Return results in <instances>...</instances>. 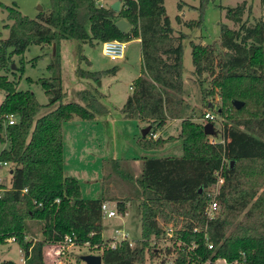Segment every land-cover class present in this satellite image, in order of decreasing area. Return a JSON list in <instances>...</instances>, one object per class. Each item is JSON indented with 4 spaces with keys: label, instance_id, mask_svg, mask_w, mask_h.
<instances>
[{
    "label": "trees",
    "instance_id": "trees-1",
    "mask_svg": "<svg viewBox=\"0 0 264 264\" xmlns=\"http://www.w3.org/2000/svg\"><path fill=\"white\" fill-rule=\"evenodd\" d=\"M206 1L200 0L199 7L193 9L201 12ZM120 2V10L115 12L109 5L97 4V0H50L49 10L35 19L23 15L14 4L5 6L11 23L5 25L8 36L0 40V70L10 68L11 57L32 44L54 45V55L47 65L50 74L39 83L48 98L46 106L58 105L36 118L43 105L34 93L16 90V84L0 74V93L4 94L0 133H5L0 141L6 144L0 150V162L11 164L8 183L0 181V243L14 237L23 249L25 264H44L45 242L62 243L65 235L72 237L74 245L101 246L100 207L104 201H114L117 211L125 213L130 199L105 192L97 198H84L79 180L64 175V123L73 118L92 120L107 109L93 85L77 92L80 102H62L59 48L61 41L68 39L79 42L81 53V44L139 38L142 75L134 80L119 111L125 119L145 121L150 126L138 140L141 148L156 150L168 140L178 139L183 153L180 157H142L141 175L135 181L141 238L132 246L122 243L116 249L104 248L102 264H144L150 241L165 234L159 220L171 225L181 223L174 232L182 241L175 264H192L196 258L201 264L218 257L241 264H264V188L259 192V183L251 179L256 169L264 172V0L262 15L254 24L241 18L244 1L225 14L238 25L236 28L221 23L218 40L207 45L190 40L194 80L202 82V76L209 74L223 108L232 106L236 115L231 125L223 127L221 142L217 143L206 141L202 124L186 118V34L172 27L164 0ZM183 5L182 0L177 2L179 11ZM120 18L131 24L124 32L114 24ZM180 20L177 15V23ZM200 21L199 16L195 26ZM82 59L81 54L79 61ZM116 70V66L102 71L78 67L75 74L96 82ZM234 100L242 102L240 108L233 106ZM10 114L16 121L9 125ZM170 119L181 120L176 136L153 138V132ZM119 161H111L112 169L121 179L133 182L132 175L119 168ZM218 175L224 180L216 196L220 212L208 219L205 209L210 200L206 192L217 183ZM31 222L40 225L39 241L25 239L35 234ZM2 264L17 263L8 260Z\"/></svg>",
    "mask_w": 264,
    "mask_h": 264
},
{
    "label": "rangeland",
    "instance_id": "rangeland-1",
    "mask_svg": "<svg viewBox=\"0 0 264 264\" xmlns=\"http://www.w3.org/2000/svg\"><path fill=\"white\" fill-rule=\"evenodd\" d=\"M101 1L102 0H97V4L104 5ZM178 1L179 0H164V6L166 15L169 17L172 26L179 27L182 29V32L186 34V39L183 41V77H188L184 82L185 90L183 94L184 103L188 105L186 118H190L203 126L207 122H211L213 129L216 131V135L205 134L206 141L209 143L221 142L223 127L225 125H231L233 123L232 119L236 117L234 108L232 106L223 108L219 90L212 85L211 76L209 74H204L202 76V82L194 80L195 77L193 78L192 76L193 64L191 59L190 40L192 39L195 43L207 45L218 40L221 23L226 24L229 28H236L238 25L232 20L227 19L225 14L228 8L237 7L244 1L246 2L245 10L241 18L248 24H254L262 15V0H207L201 9V12L199 9H193L199 7L200 0H182L184 3L182 6V14L177 8ZM13 4L23 15L31 19H35L40 12H46L50 8V0H0V40L5 39L8 36V26L5 25L11 23V21L7 19V10L5 6ZM178 14H181L180 23H177L176 21V16ZM199 16L201 19L200 25L195 26V21L199 20ZM190 22H192V24ZM187 23H190L191 25L188 26ZM78 48L79 42L74 39L62 40L60 43L61 82L64 92L62 102H80L77 92L81 89L90 88V85H93L97 87L99 91L108 94V96L103 97L101 101L106 106L111 107V109L118 114L116 108L121 106L123 102L122 98L130 92L129 84L132 78L136 76L141 69L139 43L135 40L127 41L124 50L125 57L120 60H111L104 56L101 53V43H95L93 46L81 44V53H79ZM81 54L85 59L89 60L90 64H88L85 59L79 61V55ZM53 55L52 45L32 44L22 54H15L11 57L10 68L0 70V74L6 75L9 80H12L16 84V90H29L34 93L37 101L43 105L36 115V118L48 113L58 105V103H55L46 106L48 98L39 83L40 78L49 76L50 73L47 70V65L51 62ZM12 64L15 65L14 68H12ZM116 64L121 68L119 72L103 75L101 79L96 82L88 78H80L75 74V70L78 67L85 71H102L110 69ZM19 68H21V70H19ZM3 98L4 94L0 93V103ZM222 110L224 112H222ZM206 113L211 115L212 118H205L204 116ZM118 121L119 122L116 124L115 135L108 129V131H106L107 136L104 140L96 137L97 132H101L102 130L100 124H94L91 126L89 121L80 120L79 126L76 127L66 126V124L63 125L65 130V137L63 135L65 141L63 142V146L66 172H69V170L72 169L80 172L88 167L89 170L94 169L96 172L98 170L100 171L101 165L99 161L90 162L86 160L84 161L86 163L85 165L83 161H79L77 153H83L82 155H85L89 160L93 155H96L95 153H92L94 146H104L103 152L106 154V157L105 160H103V175L99 176V179H95L94 177L90 182H87L90 175L87 176L81 172L82 175H78L80 176L78 180L80 182L81 194L84 198H97L101 196L103 192L109 196H120L125 193L131 197L135 194L134 187L136 186L133 185L134 182L121 179V177H119L112 169L113 165L111 161L114 157L119 158V168L128 172V167L126 166L128 160L126 157L134 154V156L141 158L143 152H146L145 149L143 150V148L135 142L136 138L141 137L142 129L139 128L140 124L136 120L119 119ZM180 121L181 120L174 122L173 125L170 124L171 128L169 131L175 136L178 133ZM2 127H5V122H2ZM0 135L5 137L4 131H2ZM5 146L6 144L0 141V150ZM175 147L178 148V151L173 154L176 156H179V154L181 155V140L176 141ZM85 148H88L90 151ZM74 151L77 152L74 153L76 154L75 158H73L72 155ZM162 154L163 152H151L149 156L157 157ZM10 166L11 164L8 163V165L2 168V170H8ZM9 178L10 176L7 174L1 179V181L4 184H7ZM222 179L221 176L218 177L217 183L207 190L206 195L209 197V200H217L216 196L219 192V188L224 182ZM251 179L253 182L259 183L260 192L264 188V172H258L256 169V175L251 177ZM255 199L256 196L253 200ZM138 202L139 200L136 198L130 200L128 205V216H125L124 219L121 215L112 218L102 217L103 242L110 236L115 228L128 231L129 239L133 243L140 240L141 230ZM113 206L112 203L110 207L113 208ZM219 212L218 208L215 216H217ZM125 219L126 221H124ZM159 221L160 226L165 230V234L158 239H152V241H150L151 248L149 247V249L146 250L144 264H165L167 262L175 264L177 251L182 244V241L174 234V232L179 229L181 223L171 225L170 223H164L161 220ZM30 225L35 234L34 236L27 235L25 239L33 241H39L42 239L40 225L36 222H31ZM168 226L172 227L171 236L166 234ZM71 247L72 246L63 243L45 242L43 245L44 264H58L59 260L61 264H85L82 260V256L88 254H101L104 249L103 245L95 247V245H89V243L73 245V247ZM57 248L60 249V252L55 256L54 251ZM167 248L169 249V252L166 251ZM23 258V249L17 242L6 241L5 243H0V264L8 260L17 264H25L26 260L24 261Z\"/></svg>",
    "mask_w": 264,
    "mask_h": 264
},
{
    "label": "crops",
    "instance_id": "crops-1",
    "mask_svg": "<svg viewBox=\"0 0 264 264\" xmlns=\"http://www.w3.org/2000/svg\"><path fill=\"white\" fill-rule=\"evenodd\" d=\"M114 0H102L101 2H102V4H104V6H106V5H110L112 2H113ZM182 9L180 10V13L182 14ZM181 14L179 15V16H181ZM181 19V18H180ZM180 22H181V20H180ZM179 22V23H180ZM172 25V24H171ZM173 28H174V30H177V31H181L182 32V29H180L179 27H176V26H172ZM132 40H135L136 42H138L139 43V47H140V39L139 38H134V39H132ZM126 43V42H125ZM125 57V56H124ZM123 57V58H124ZM122 58V59H123ZM140 61H141V69H140V71L136 74V76H134L133 78H132V80H131V82H130V84H129V93L128 94H126L123 98H122V100H123V102H122V104H121V106H119V107H117L116 109H117V111H118V114H116L112 109H111V107H108V106H106L102 101H101V103L106 107V109H107V112L105 113V114H102V115H98V116H95V118L94 119H92V120H86V121H89V124L91 125V126H93L94 124H100V127H101V132H97V134H96V137H98L99 139H101V140H104L105 139V137L107 136V134H106V131H108V129H109V131H112L113 132V134L115 135V133H116V124L119 122L118 120L119 119H122V120H133V119H125L124 117H123V115L120 113V111H119V109L123 106V104L125 103V101H126V99H127V97H128V95L131 93V90H132V85H133V82H134V80L137 78V77H139L140 75H142V69H143V66H142V60H141V47H140ZM116 67H117V70H116V72L115 73H117V72H119L120 70H121V68H120V66L119 65H115ZM192 70V69H191ZM114 73V74H115ZM187 78L188 77H184V82L187 80ZM102 83V82H101ZM131 87V88H130ZM100 93L102 94V98L103 97H107L108 96V94H106V93H103V92H101L100 91ZM101 98V99H102ZM114 112V113H113ZM80 120L81 119H79V118H73L72 120H70V121H68V122H66V123H64V124H66V126L68 125V126H73V127H76V126H79V123H80ZM180 119H170V120H168L167 121V123H166V125L163 127V129H161V130H157V131H155V132H153L154 133V135H155V138H158V137H161L162 139H167L168 137H174L175 135H173V133H171L169 130H170V124H174V122H177V121H179ZM139 124H140V126H139V128L140 129H143V128H145V127H147V126H149L148 124H147V122H145V121H141V120H136ZM102 125V126H101ZM171 125V126H172ZM178 127V126H177ZM178 129V128H177ZM63 135H64V137H65V130H64V128H63ZM99 135V136H98ZM105 135V136H104ZM142 136V135H141ZM138 140H139V137L138 138H136V144L138 145ZM65 141V139H63V142ZM176 141H178V139H172V140H168V142H166V143H164L163 145H162V147L161 148H159V149H156V150H145L146 152H143V154H142V156H141V158H138L137 156H134V154L133 155H131V156H129V157H126V159L128 160L127 161V164H126V166L128 167V172H129V174H131L132 175V177H133V182H134V186H136V180L140 177V175H141V161H142V157H155V156H149L150 155V153L151 152H163V154L161 155V156H157V157H180L181 155L179 154V156H176L175 154H173V153H176L177 151H178V148L177 147H175V144H176ZM99 143H101V142H99ZM98 146V147H97ZM70 149V148H69ZM86 150H88V148H85ZM82 150V149H81ZM103 150H104V146L103 145H96V146H94L93 147V152L92 153H95L96 155H93L89 160L85 157V155H82L81 154V152H79V153H77L76 151H74L73 153H72V155H73V158H75V156H76V154H74V153H77V158L79 159V161L81 160V161H83V163H85L84 161H99L100 162V165H101V170L99 171H94V169H90L89 170V167L88 168H85V169H83V170H81L80 172L82 173V174H85V175H90V178L87 180V182H90V181H92L93 180V178L95 177V179L96 178H100L99 176H102L103 174V163H104V161L103 160H105V157H106V154H104V152H103ZM144 150V149H143ZM88 151H90V150H88ZM82 152H83V150H82ZM166 153V154H165ZM183 153V152H182ZM95 158V159H94ZM119 158H112V160H118ZM67 161H68V159H67ZM78 161V162H79ZM85 165H86V163H85ZM65 153H64V146H63V172H64V175H66V176H73V177H75V178H77V179H79V177L80 176H78V175H80L81 173L78 171V170H69V172H66V170H65ZM74 167V166H73ZM81 174V175H82ZM94 174H95V176H94ZM134 188H136V187H134ZM135 190V189H134ZM120 197H122V198H128V199H134V198H136V199H138L139 200V198L137 197V194H134L133 196H131V197H129L128 196V194H123V195H120ZM130 200H128V201H126V211H125V213L123 214V215H121L122 217H123V219L125 218V216H128V205H129V203H130ZM108 201H110V200H108ZM111 203H113L114 201H110ZM115 203V202H114ZM139 203V202H138ZM121 217V218H122ZM124 221H126V219L124 220ZM102 234H103V232H102ZM73 247V246H72ZM71 247V248H72ZM54 255L55 256H57V254H56V250L54 251ZM58 259V258H57ZM58 264H61V262H60V260L58 261Z\"/></svg>",
    "mask_w": 264,
    "mask_h": 264
},
{
    "label": "built area",
    "instance_id": "built-area-1",
    "mask_svg": "<svg viewBox=\"0 0 264 264\" xmlns=\"http://www.w3.org/2000/svg\"><path fill=\"white\" fill-rule=\"evenodd\" d=\"M124 50H125V42L117 40V39H109V40H105L101 43V53L108 57L111 60H120L124 57ZM131 88V87H130ZM207 119L212 118L211 115H209L208 113L205 114L204 116ZM16 121L15 116L10 114L7 117V122L8 124H13ZM153 138H155V135L152 134L151 135ZM8 163L7 162H0V181L2 178H4L5 175H9L10 176V170L8 168V170H2V168H4L5 166H7ZM218 177H220L218 175ZM223 180V179H222ZM24 191H26V189H24ZM112 203L110 201H104L101 204V214L102 217H106V218H112V217H116V216H120L122 214H120L117 211L116 205L113 202V208L110 207ZM218 209V204L217 201L215 199H212L209 201V203L206 206L205 209V213L206 216L208 217V219H212L215 217V213ZM171 226H168V228L166 229V234L168 236H171ZM7 242H16L14 237H10L7 239ZM63 244L68 245V246H73V240L72 237L70 235H65L62 241ZM122 243H128L129 246L133 245V242L129 239V233L128 231H126L125 229H119V228H115L110 236L104 240V242H102L101 245H103L104 248L106 249H116L119 245H121ZM194 246V245H193ZM97 247V246H95ZM209 248L212 247V245H208ZM60 249L57 248L56 249V254H59ZM25 258V257H24ZM23 260L25 261L26 259ZM22 260V262H23ZM196 260H200L199 258H196ZM193 261L192 264H197V262ZM165 264H173L172 262H167ZM201 264H241L238 260H234V261H229L225 258H215V259H211V258H207L205 259Z\"/></svg>",
    "mask_w": 264,
    "mask_h": 264
},
{
    "label": "water",
    "instance_id": "water-1",
    "mask_svg": "<svg viewBox=\"0 0 264 264\" xmlns=\"http://www.w3.org/2000/svg\"><path fill=\"white\" fill-rule=\"evenodd\" d=\"M109 6L113 11L118 12L120 10L121 2H120V0H114ZM114 24L119 29V31H121V32L126 31L131 26V24L124 18L118 19L117 21H115ZM52 46H53V53H54V45H52ZM14 66L15 65L12 64V68H14ZM232 104L236 109H238L242 105V102L239 100H234L232 102ZM149 130H150V126L143 128L141 131V135L145 136ZM203 131H204V134H206V135H213V136L216 135V131L213 129V125L211 122H207L203 126ZM10 173H11V171H10ZM82 260L85 262V264H102V257L100 254L84 255V256H82Z\"/></svg>",
    "mask_w": 264,
    "mask_h": 264
}]
</instances>
